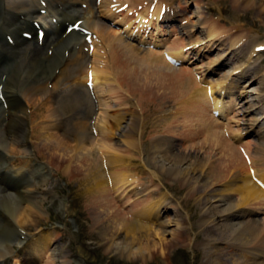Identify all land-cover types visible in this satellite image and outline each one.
I'll return each mask as SVG.
<instances>
[{"label":"bare ground","instance_id":"1","mask_svg":"<svg viewBox=\"0 0 264 264\" xmlns=\"http://www.w3.org/2000/svg\"><path fill=\"white\" fill-rule=\"evenodd\" d=\"M167 1L172 2V0H142L138 4V6H142L138 7L135 0H0V37L2 35L3 38L15 39V45L13 46H8V44H4L3 42L0 43V71L3 72L2 74L0 73L2 78L0 86H4L5 94L3 95L5 104H7L6 108L5 105H3L2 108L6 118L4 121L0 122V174L7 173L16 177L18 180L20 179V183L18 182L15 185H8L3 188L0 187V264H4L12 257L15 258V264H20L21 261H23L22 257L18 255V251L14 249L15 247L20 250L25 249L24 251L31 253L33 256L44 257L49 251L48 247L53 241V238L49 236L46 241L37 239L32 240L34 243L32 246H30L31 241L25 244V237H27L25 231L26 227L29 225L38 226L40 218L38 219L39 221L35 220L34 218L37 219V217H34V215L38 214L39 217L45 213L43 202L45 201V195L50 194V191H42L39 187L44 185L48 178H52V170H50L45 163L39 162V160L34 157L35 155L31 144V133L33 129L35 133H39L38 130L42 131V135L40 132L36 138H44L43 133L46 130H44L43 127L46 126L47 129V125H42V127L40 122H35V120L43 116L40 117V115L36 116L33 114L32 119L31 115L30 108H33L35 103H40L41 101L47 103L51 108L48 117L45 114L46 117L43 118L51 120V123L49 122V129L53 132L52 138L50 135V137H48L49 139H46V144L42 143L43 145H41V147L39 146L42 156L45 154V157L47 156L51 159L52 157L56 159L60 158L59 165L64 170L72 168L70 167L71 165L69 166L70 162L72 164V161L69 160L70 157H77L74 161L75 165L73 164V168L76 169L78 175H81V167L84 168L89 166L90 157L96 153L95 149H98L99 153L101 155L103 154L102 156H104L107 151L110 153V155H107L108 158L106 159L105 156L102 157L103 159L100 157L102 161L98 162L103 163V169L97 173L98 177H95L97 176L96 172L92 174L96 179V185H98V187H95L98 190L96 199L98 201V216L100 218L102 215H105L104 220L101 221L100 218V221L104 226L106 224L105 228L107 232H105L104 238L108 236L106 241L109 243V246L112 249L114 248L115 251L122 256L129 254L130 257L135 256L137 259H144L149 255H153L152 249H160L159 247H162L163 235L159 230H156L155 226L168 223L166 220L158 223L163 214L165 217L167 213L170 212L168 203L165 204L166 200L163 202L146 203L144 200L143 202H138L139 198L147 197L151 195L153 191L149 192L150 190L148 191L145 184H141L137 181V177H131V174L125 167H123L120 172L117 170L121 168L125 160V155L122 154L123 152L118 154L119 150L114 147L110 150L106 143L107 145L105 146L108 148H105L106 152L104 153L103 145L99 144L102 138H104L105 141V137L108 136L107 138H109L111 136L110 134H112V139L113 137L116 138L119 143L123 142L122 140L124 139L125 133V137L127 136V138L138 135L134 130L128 132V127L126 126L125 128L124 126L120 127L121 122L118 129H116L118 132L115 133V128L117 127L114 128L112 125L114 123L118 124L119 121H117L118 119L115 120L105 115V113L109 112V110L105 112V108L108 106V100L105 96L107 97L108 95V98L113 97L110 96V93H112L116 87L125 93H129V96L132 94L133 97L134 93L140 92L145 96L143 91L153 93L159 91V89L163 91L162 89L165 87L172 88V86H174L175 88L181 89L178 90V92L182 91L188 94V96H186L187 99L189 97L193 100V103L194 100L198 98L201 100L203 97L201 101L192 106L194 108H191V110L195 112L194 117H192L194 120L195 117L197 118V126L200 128L205 129V127H209L210 132H212L210 133L212 134L211 136H219L216 130L217 126L215 125L216 123L218 124V120L215 117L218 114L225 115L227 107L230 105L229 102H231L232 96L226 100L224 95L233 90L232 84L235 82L231 81L236 80L232 78L238 73L246 75L248 71H246L245 66H247V64L251 65L254 58L258 60L259 57H261L257 53V49H259V51L264 50L262 48L264 47V43H259L260 40H258L259 38L256 39V36L254 38L257 41L252 43V37H250L249 32H245L242 35L240 34V36L234 40V34L232 33L231 38L229 40L226 39L230 43L229 48L231 49L226 55L234 51V56H237L236 52L239 51L240 48L245 47V50H249L250 56L247 60H243L246 58L238 59L240 65L236 69H241L240 71L234 70L229 76H224L223 78L221 76L217 81H209V75L218 72V65L227 57L224 52L216 56L213 61L205 64L204 67L198 65L195 69L198 70V72H196L195 75L200 76H195L196 81L200 83L202 87L206 83L210 85L205 88L206 94L203 91V95H201L202 93L198 91L199 89L194 90L196 87L193 88L192 77H184L182 72L186 70H182L177 63H183L186 59H190L192 55L194 56L193 60L197 61L201 55L205 54V51H211L214 48L213 46H215L214 44L221 43V34L218 33L216 27L213 26L207 33L209 38L208 42L199 39L196 41L192 40L195 33L198 31L202 33V31H204V29H200L199 25V23H202V19L198 18L195 13L193 19H197V23H199L196 24V22H194L189 24L187 19L181 16L185 9L183 7H188V5L185 4L183 7H180L181 9L183 8V10H178L171 7L172 3L167 4ZM213 1L215 4L221 5V12L219 14L222 17L224 10L227 11V8L222 5L223 0ZM234 3L237 4L236 6L246 4L249 9L257 8L258 5V9L264 11V0H234ZM178 17H180L184 23L176 21ZM101 19L107 22H112V19H114L113 25L118 28H110V26L102 22ZM63 20H66V22L69 21L68 23H70L71 26L78 27V29L73 27V29L67 33L68 26L63 27L65 23H63ZM28 21L32 23L35 22L43 29L47 30L48 36L45 38L47 43L43 44L44 51L40 50V48L33 52V50L30 49L31 44L26 45V37L31 36L33 40H36L34 37L37 33L36 29H33V27L25 26L24 23L28 25ZM120 24L123 25V27L120 28ZM240 28L242 29V27L235 25L232 32L235 33V30H239ZM49 29H53V33H51ZM73 30H75V32H72ZM22 33L25 34V39L19 36ZM173 36H176L175 39L171 42V46L167 47ZM181 39L184 41L187 39L189 40L183 44L179 42ZM197 46L200 50L198 48L196 49ZM162 47H164V49H162ZM30 50L33 52L31 55ZM6 57L10 58V62L7 63ZM241 60L244 63L241 62ZM20 84L22 87H20ZM113 84L116 85L115 88ZM260 85L263 87V91L261 92L262 95L259 97L249 100L247 97H242L243 94L240 96L241 99H243L242 113L244 115V121L247 120L248 116L257 113L260 108H258V105L262 101L264 102V78L261 79ZM122 86L128 87L129 90H126L125 87L124 89ZM178 92L176 91L177 95ZM156 93L159 94V92ZM169 93L175 94V91L166 94ZM247 93L251 94L253 92L248 90ZM177 95L175 94V97ZM148 96L150 97V94H148ZM6 98L9 99L8 102ZM160 98L162 97H159V99ZM143 100L145 101L144 98L142 101ZM160 100L162 101V99ZM150 101L152 102V99ZM1 103L3 102L1 101ZM36 105L40 106V104ZM125 107H123V110ZM175 108H177V106ZM184 108H186L185 105ZM188 109L190 110L189 106ZM167 111L169 110H166V112ZM120 112H122V110ZM208 112L213 114V117ZM126 113L128 112H125V114ZM184 113L186 112L184 111L182 114L184 115ZM134 116L136 117L137 115ZM43 122L45 123L46 121ZM129 122L130 120L124 123L128 125L127 123ZM131 122H133V120ZM190 122H193L192 118L181 116L180 119H176L175 124L171 122L167 134H162L168 135L170 133H176L175 128L177 124H181L183 127L187 126L189 134L192 132L190 129ZM262 122V117H256L253 122L247 120V123L251 124L247 126L240 135L237 134L235 136L237 143L240 141L239 137L243 136L248 131H255ZM141 123L142 122H140V124ZM262 127V130L260 131L258 129L259 132L256 134H263L264 125H262ZM2 130L6 132V138L2 136ZM192 130L195 131V128L193 127ZM138 131L139 130H137V132ZM75 132L76 134L82 132V134H80L81 136H77V142H74L73 146L70 135ZM183 133H185V130ZM193 133L195 134V132H192L191 136H193ZM176 134L178 135V133ZM92 135L97 137L95 141H93L94 136ZM98 136L102 138L99 139ZM171 137L172 136L168 135L164 137V140L160 138V140H163L160 142H158V137L155 139L156 142L153 147L154 157L152 159L156 162L158 167L166 168L171 175H178L185 179L190 175L192 177L196 165L202 164L203 166V163H205V167L209 166V163L203 162L202 158L199 160V156L195 155L194 157L193 154L192 156L189 153L180 152L177 146H175L174 140H171ZM134 138L129 142L127 141V147L140 150V140L136 138L134 140ZM214 138L217 139L218 137ZM214 138H210L209 143L214 141ZM219 139L221 140V138ZM221 142L222 146L225 147V152L232 154V156H227V153H225L222 148V153H225L226 156L224 157H227L230 164L234 163L237 165L238 161H242L238 155L240 160L235 155L237 152L236 148L232 145L230 146V144H226L224 139H222ZM75 143H77L76 146ZM20 144H25V148L19 149L18 146ZM95 144H97L98 148H94ZM216 147L218 148V146ZM31 156L34 158V161L29 160ZM65 156H69V159ZM190 158L192 159L189 160ZM223 160L224 158L222 161ZM112 164L115 166L113 167ZM222 164L225 163L222 162ZM109 165L112 167H109ZM220 166L221 165L218 167L220 168ZM226 167H228V165ZM198 168H200V166ZM244 168L246 169V163ZM225 170L226 169L223 171L225 172ZM241 171L244 172L240 170V174H242ZM107 174L109 178L106 180L105 175ZM151 175L156 176V173L153 172ZM251 176L253 177L254 184H251L248 178L244 176L243 183L245 184L239 188L242 195L240 204L228 205L222 199L217 201V203L220 202L221 204H217L218 207L223 205V207L226 206L223 211H221L222 215L219 217H225L228 222H231L229 227L232 232L227 238L232 240H228L224 245H227L228 248L233 249V251H227L225 248L227 252L222 249H215L213 246L220 243L219 240H209L206 237L204 239L205 242H207L204 244V257L207 259L206 264H264V222L262 223L259 221L257 215L254 214L252 210L241 208L242 205L246 204L247 206L257 205L259 207L258 209H264V178L257 176L254 171L251 172ZM237 177H239L238 174ZM237 183L236 179L230 180L229 185L236 186L238 185ZM110 193H113L116 197L122 196L121 200L117 198V201L113 202V198L111 197L113 194L110 195ZM127 197H129L130 201L128 204L123 205L122 200ZM117 203L120 205L118 206ZM149 203L151 204L149 205ZM126 206L132 207L131 211L124 212L122 208ZM208 206L205 214L207 218H209L208 221L215 223L219 220L216 214V210L218 209H216V206L213 204ZM232 220L235 223L232 222ZM150 221L157 222L154 226V230L149 228L150 226H147ZM171 224L172 223L169 222L167 226H171ZM165 229L163 227V230ZM207 231L208 230H206V232ZM211 233L210 231V234ZM172 234L175 244H179L183 240L189 238L187 229H183V231L180 230L179 232L175 231ZM153 237L161 242H154L155 240H153ZM2 239L3 241H1ZM236 240H239L241 243L235 244L233 241ZM28 253H25V256L28 255ZM241 258L243 259L239 261ZM59 264L63 263L59 262Z\"/></svg>","mask_w":264,"mask_h":264},{"label":"rangeland","instance_id":"2","mask_svg":"<svg viewBox=\"0 0 264 264\" xmlns=\"http://www.w3.org/2000/svg\"><path fill=\"white\" fill-rule=\"evenodd\" d=\"M141 1L142 0H135L136 5L138 6L139 2ZM166 3L167 4L172 3L171 7H174L175 9H178V10H183V8H185L183 11L184 14H182V16L183 18L187 19L189 24L194 23V22H196V24L199 23V22L197 23V19L196 20L193 19L195 13L198 18L202 19V23H199V25H200V29L202 30L204 29V31H202V33L200 31L195 33L192 40L196 41L199 39V40H203L204 42H208L209 38H208L207 33L208 31H210L211 27L213 26H215L216 31L221 34L220 35V39H222L220 41L221 43L214 44L215 45L213 46L214 48L211 51H209L205 57H204L205 54H203L201 55V57L197 59V61L200 62L201 61L200 59L202 57L205 58L204 60L200 62L201 63L199 65L200 67H204L205 64H208L209 62L213 61L214 58H216V56H219L222 52H224L226 55L231 50L229 48L230 43L226 39L229 40L232 36V33L234 34L233 40L239 37L240 34L242 35L245 32H249L250 37H252L251 39L252 43H254V41H257L256 39L258 38H259L258 40H260L259 43H262V44L264 43V11L258 9V5H257V8H250L251 9L250 10L246 6V4H240V6L239 5L236 6L237 4L234 3V0H223L222 5H224L225 8H227V11L224 10V12L222 13V17H221L219 14L221 12V5L215 4L213 0H210V1L209 0H172V2L167 1ZM185 4H187L188 7H183ZM191 4L192 6H190ZM180 7H183V8L181 9ZM214 9H216L217 12ZM101 20L102 22H105V24L110 26V28H113V29L118 28L115 25H113L114 19H112L113 20L112 22L111 21L107 22L103 19ZM235 25L242 27V29L240 28L239 30H235V33L232 32V29ZM121 27H123V25L120 24V28ZM221 32H224V33H221ZM225 33L227 34V36ZM255 36H256V39L254 38ZM175 37L176 36H173L170 39V43L168 45L166 44L167 47L171 46V42L175 39ZM187 40L184 41L183 39H181L179 42L184 44V42H187ZM44 43H47V42H44ZM27 44H31L33 48L30 46V49H32L33 52L37 51L40 48H41L40 50L44 51L43 43H41L40 45L39 43H37V40H34V41L31 40V42H27L26 45ZM198 46L196 47V49L198 48L200 50ZM164 47H162V49H164ZM262 48L264 49V47ZM32 50H30L31 51L30 55L31 53H33ZM257 51H258L257 53L261 57H259L258 60L257 58H254L252 60V65H248L247 67L251 68L252 70L257 68L256 70L260 71V75L264 78V50L259 51V49H257ZM236 53H237V56H240V58H246L243 60H247L250 56L249 50H245V47L240 48V50L237 51ZM231 55H234V51H231L230 54L226 55L227 59H230ZM210 56H213V57L209 58ZM193 58L194 56L192 55L190 59L193 60ZM190 59L185 63H181L182 64V67L180 66L181 69L186 70L184 71L185 73L182 72L183 76L192 77L193 79L192 85H194L193 88L196 87L194 90L199 89L198 91H200V93H202L203 91L205 92L206 87L200 86V83L196 81L195 76L197 77L200 76V75H195V73L198 72V70H195L197 68V66H195L196 63L191 62L190 64H188L191 61ZM239 65L240 64H239L238 59L237 60L232 59L229 64L224 65L221 68V71L217 69L218 73L212 75V77H210V80L211 81L215 80L216 78H219L221 76L222 78L224 76H229L232 73H229V75L224 74L229 70L240 71L241 69H236V67H238ZM246 71H249V70H246ZM220 72L223 74L221 75ZM239 75H240L238 77L239 79L245 76V74L244 75L239 74ZM256 76L258 77L259 75L257 74ZM251 78L252 80L255 79L251 76L248 79L244 80L243 84L241 85L242 92H246L248 91V89H250V92L251 91L253 92L251 94H247V98L249 100L254 99L252 98L253 96L255 98L259 97L260 95H262L261 92L263 91V87L260 85L259 80L257 83L255 82V84L251 85L250 83ZM259 79H261V77H259ZM246 84H248L247 87L249 88L245 87ZM113 86L114 88L116 87L115 84H113ZM20 87H22L21 84H20ZM124 87L126 88V90H129L128 87L126 86ZM162 90L163 91L159 89V91H155L153 93L151 91H150L151 93H149L148 91H145V92L143 91L145 96L142 93L138 92V93H134L132 97V94H130L131 96H129V93H125L122 90H120L118 87H116L114 91L110 93L111 94L110 96H113V97L108 98V95L107 97L105 96V98L108 100V104H107L108 106L106 105L107 107L105 108V112L109 110V112H107L108 114L105 113V115H108L114 118L115 120L118 119L117 120L119 121L118 124L112 123L113 124L112 126H114V128L117 127L115 128L116 132L113 129L115 133L118 132V130L116 129H118V126L121 122L120 127L124 126L125 128L126 126L128 127V132L131 130H134L136 131V133H138V135L130 136L128 137L129 138L128 139L127 136L125 137V134H126L125 133L124 139L126 142L122 138L123 139L122 141L124 142L125 145L123 144V142L121 143L117 142L116 138L114 137L112 139V134H110L111 139L110 137L107 138L108 137L107 136L105 137V141H104V138L98 136L99 139L102 138L99 144L103 145L104 153L106 152L105 148L109 147L111 150V148L114 147L119 150L118 154H120V152L121 153L123 152L122 154L125 155V160L123 161L121 168H118L117 170L120 172L121 169L125 167V169L129 171V173L131 174V177H137L138 178V179L136 178L137 181L140 182L141 184L142 183L145 184L148 191L150 190L149 192L153 191L151 195L147 197L139 198L138 202H143V200L146 203L147 202H163L164 200H166L165 204L168 203V208L170 212H168L164 218L159 220L158 223L166 220L168 223L169 222L172 223L171 226H167L168 223H163L161 226H163L164 229L166 228L165 230H163V227L156 225L157 223L151 224L148 222L149 225L147 224V226H150L149 228H152L153 230L156 227V230H159L161 234L163 235V243L161 245L162 247H159L160 249L158 248L152 249L153 255H149L144 259H137V257L135 256L130 257L129 254L122 256L119 253H117L114 248L112 249L109 246V243H107L106 241V238L108 236L104 238V234H106L105 232H107L106 231L107 229L105 228L106 224L104 226L103 223L101 222L102 220H104L105 215H102V217H100L101 221L98 216V201L96 200L97 195H98L97 193L98 190L95 188V187H98V185H96L97 184L96 179L93 177L92 174L93 172L94 173L96 172V175H97V173H99L103 169L102 168L103 163L101 162L102 163L101 164L98 161H102L103 159L102 157L104 156H105V159L108 158L107 155H110V153L107 151L105 153L106 155L104 154V156H102L103 154L101 155L98 149H95L96 153H94V155L90 157L89 166L84 167V168L81 167V169L83 170L82 171L80 169L81 175H78L76 169L73 168L75 165L74 161L77 159V157H73L74 159L70 157L69 159V156H65L69 160L72 161V164L71 162L69 163V166L71 165L70 167L72 168L64 170L59 165L60 158L56 159L55 157H52L51 159L47 156L45 157V154L44 156H42V154H40L41 153L40 147L46 142V139H49L48 137H50V135L52 138L53 132L49 129L50 128L49 124L51 123V120L48 118H43L46 116L48 117L49 112L51 111V108L50 106H48L47 103L44 102L45 103L44 104L43 101H41L40 103L39 102L35 103L34 104L35 106L33 105V108L32 107L30 108L31 115H32V119H33V114L36 116L40 115V117L43 116L42 118H38L37 120H35V122L36 121L37 123L40 122L41 126L47 125V129H46V126L44 127L42 126L43 129L46 130L45 132L43 131L44 138L43 137L36 138L40 132L42 135V131L38 130L39 133H35L33 129L31 133V144H32V150L35 155L34 157L37 158L39 162L45 163L48 166V168L52 170L51 171L52 178L50 179L48 178L47 182L44 185L39 187L42 191H45V190L50 191V194L45 195V201L43 202V207H44L43 209L45 213L39 217H38V214H36L37 216L34 215V217H37V219L34 218L35 220H38L40 218V223L36 227L33 225L31 226L29 225L28 227H26L25 231L30 235L37 234L36 238L42 236L43 238L41 239V241H46L47 238L50 236V238L57 240L56 244L58 245L53 248L54 243L53 244L51 243V245L48 247V250H49L48 253H46V255L40 259H34L35 261L34 260L31 261L30 264L32 263L33 264H47V263L48 264H59V262H62L63 264H206L207 259L204 257V249H205L204 244L207 243L205 242L204 239L206 237L209 240H216V239L219 240L220 243H217L213 246L215 249L217 248L218 250L226 249L227 251H231V250L233 251V249L228 248L227 245H224L225 243L228 242V240H232V239L227 238L232 232L229 227L231 222L230 221L228 222L227 218L225 219V217L223 218L219 217L222 215L221 211H223V209L226 206L223 207L224 206L223 205V206L218 207L217 204L219 205L221 204L220 202L217 203V201L222 199L228 205L240 204L242 195H241V191H239V188H241V186L245 184L243 183L244 176L248 178L251 184H254L253 177L251 176L252 171H254L257 176L264 178V137L258 136L261 138L256 137V138L251 139V138H244L243 136H241L239 137L240 143H237L235 136L237 134L240 135L241 132L244 131V130H241L242 129L241 127L237 126V124H239V122L243 120L242 118L239 120L237 119V117L239 118L241 114L238 108L228 111L226 117L223 120L219 121L218 124L211 122L217 126L216 130L219 135V136H211L212 134L210 133L212 132H210L209 127L208 128L205 127L206 129L205 130L204 128H200L199 126H197L198 124L197 118L195 117V120L193 118L195 115V112H193L194 110H191V108L192 109L194 108L192 106L196 105L199 101H201L203 97L202 98L200 97L201 100H199V98L197 100H194V103H193V100H191L189 97L187 99L186 96H188V94H185L182 91L178 92V90H181L179 88H175L174 86H172V88L165 87ZM173 91H175L176 95H177L176 91L178 92V95L176 97L174 93L166 94L168 92H173ZM156 92H159V94ZM147 93L150 94V97L148 96ZM155 93L159 96H157ZM201 95H203V93ZM159 97H162L160 98L162 99V101L159 99ZM143 98L145 99V101L144 100L142 101ZM153 98H155L156 101ZM151 99H152V102L150 101ZM36 104H40V106L39 105L37 106ZM184 105L186 108H184ZM259 105L261 106V108H259L260 107ZM259 105H258V108L260 109V113L262 116L264 115V102L262 101ZM176 106L177 108H175ZM188 106L190 110L188 109ZM123 107H125L124 110H123ZM129 108H130V111H129ZM121 110L122 112H120ZM166 110H169V111L166 112ZM184 111L186 113H184L183 115L182 113ZM125 112H128L126 113L127 115L125 114ZM139 114L142 116H140ZM134 115H137V116L135 117ZM181 116H186V117H190L193 119V122L192 123L190 122L191 125L190 124L189 125H190L191 131L195 132L196 135L193 133V136H191L192 132L188 134L187 126L183 127L181 124H177L175 128L176 133H178V135L175 132L170 133L168 135L172 136V139H174L173 142L175 146H177L180 152L186 153V154L189 153L191 155L193 154L194 157L195 155L199 156V160L200 158H202L203 162L205 161L209 163V166L211 165L210 167H212V168H210L209 166L205 167L206 165L205 163H203V166L202 164L196 165V167L194 168V174H193L194 176L192 175L191 177L190 175L188 178L187 177L185 178L186 180L181 176L171 175L166 168H162L160 166L158 167L156 162L153 161L152 159L154 157L153 147H154V143L156 142L155 139H157L158 137L159 138L158 142L163 141L164 137L168 136V135H164L163 137V134L168 133L169 131L168 127L171 125V122L172 124H175L176 119L177 118L180 119ZM3 117L2 116L0 117L1 118L0 122L4 119ZM124 120L125 121L130 120V122L127 123L129 126L124 123L125 122ZM132 120L133 122H131ZM43 121H46V122L44 123ZM139 121L142 123L140 124ZM130 124H134V125H130ZM130 126L132 129L130 128ZM193 127L195 128V131L192 130ZM262 128L263 127H259L258 129L261 131ZM137 130L139 131L137 132ZM184 130H185V133H183ZM140 131H141V134H140ZM80 134H82V132H79V134H76L75 132L70 135L71 136L70 139L72 140L73 146H74V142H77V139H78L77 136H81ZM2 136L6 138V132L4 130H2ZM92 136H94L93 141H95L97 137L95 135H92ZM208 136L210 138L218 137L217 138L218 140L214 138V141H211L212 143L211 142L209 143L210 138ZM220 136H222L223 138ZM131 137L132 138L135 137L136 139L140 140V150L141 151L136 150L135 148L133 149L132 147L131 148L127 147L128 142L132 140ZM160 138H162L163 140H160ZM219 138H221V140L224 139L226 141V144L228 145L230 144V146L232 145L234 148H236L237 154L235 153V155L236 156L238 155L242 161H238L237 165H235L234 163L230 164L229 161L227 160V157H224V156L226 155L232 156V154H228L227 152H225L226 151L225 147L222 146V142ZM117 143L119 144V147ZM20 145L18 146L19 149L25 148V144H22L21 146ZM76 145L77 143H75V146ZM95 145H94V148L95 147L98 148L97 144ZM105 145H107L108 147ZM216 146H218V148ZM222 148L224 149V152L227 153L226 155L225 153L224 154L222 153L223 152ZM51 156H52V153H51ZM223 158L224 160L222 161ZM191 159L192 158H190L189 160ZM29 160L34 161V158H32L31 156L29 157ZM222 162L225 163L226 165L222 164ZM245 163H246V169L244 168ZM218 164L221 165L220 168L218 167L219 166ZM112 165L113 167L115 166L114 164ZM227 165L228 167H226ZM199 166L200 168H198ZM109 167H112V166L109 165ZM224 169H226L225 172L223 171ZM240 170H243L244 172L241 171L242 174H240ZM153 172L156 173V176L151 175V173ZM218 172H220L221 174ZM237 174L239 175V177H237ZM216 175L218 176V178ZM95 177L97 178L98 175ZM105 178L106 180L109 178L108 174L105 175ZM235 179L238 182L237 183L238 185L236 186L229 185L230 180H235ZM149 181H151L152 183ZM111 194L113 193H110V195ZM111 197L113 198V202L117 201V198L114 194L111 195ZM121 197L122 196L119 197V200H121ZM129 201L130 199L129 197H127L126 199L122 200V204L123 205L128 204ZM150 204L151 203H149V205ZM211 204L215 205L216 209H218L216 210L217 213L216 212L215 213L218 215L219 220H217L215 223H211L210 221H208L209 218H207V215L205 214L206 210L209 207L208 205H211ZM117 205L119 206L120 204L117 203ZM132 207H133V203H132ZM132 207L126 206L124 208L122 207L121 208L124 212H129L131 211ZM241 208L252 210L254 214L257 215V219L261 221L262 223L264 222V209L263 210L258 209L259 207L257 205L247 206L246 204L242 205ZM232 222L234 221L232 220ZM150 224L153 226H151ZM183 229H187L189 233V238L187 240H183L179 244H175L174 236L172 233H174L175 231L179 232L180 230L183 231ZM206 230L208 231L206 232ZM210 231L212 232L211 234H210ZM153 240H155L154 242H161V241H157L155 237H153ZM1 241H3V239ZM233 242L235 244L241 243L239 240H236ZM24 258H29V257H24ZM242 259L243 258H241L239 261H241ZM6 264H14V262L9 261ZM229 264H232V263H229Z\"/></svg>","mask_w":264,"mask_h":264},{"label":"water","instance_id":"3","mask_svg":"<svg viewBox=\"0 0 264 264\" xmlns=\"http://www.w3.org/2000/svg\"><path fill=\"white\" fill-rule=\"evenodd\" d=\"M1 42H4L2 36L0 37V43H1ZM10 45H11V43H10ZM4 58H5V57H4ZM3 60H4V59H3ZM6 61H7V63L10 62V58H7V57H6ZM0 70H1V69H0ZM0 73L2 74L3 72L0 71ZM1 74H0V81H2ZM2 86H3V85L0 86V99H1V101H2L3 103H1V101H0V116H3V114H4V110L2 109V108H3V105H5V108L7 107V104H5L4 95H3V94H5V91L3 90V87H2ZM7 102H8V100H7Z\"/></svg>","mask_w":264,"mask_h":264}]
</instances>
